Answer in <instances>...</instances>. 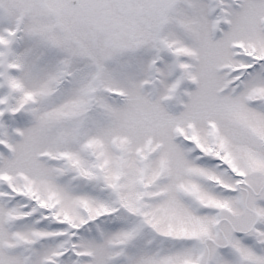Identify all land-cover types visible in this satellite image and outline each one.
<instances>
[{
  "label": "snow or ice",
  "instance_id": "snow-or-ice-1",
  "mask_svg": "<svg viewBox=\"0 0 264 264\" xmlns=\"http://www.w3.org/2000/svg\"><path fill=\"white\" fill-rule=\"evenodd\" d=\"M0 264H264V0H0Z\"/></svg>",
  "mask_w": 264,
  "mask_h": 264
}]
</instances>
